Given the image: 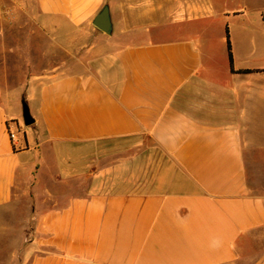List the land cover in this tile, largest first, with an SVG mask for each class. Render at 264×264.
I'll list each match as a JSON object with an SVG mask.
<instances>
[{"label":"crops","instance_id":"1","mask_svg":"<svg viewBox=\"0 0 264 264\" xmlns=\"http://www.w3.org/2000/svg\"><path fill=\"white\" fill-rule=\"evenodd\" d=\"M205 1L33 0L70 61L13 105L0 80V264H264L246 159L264 43L231 36L233 62L218 56ZM107 4L111 34L94 25Z\"/></svg>","mask_w":264,"mask_h":264},{"label":"rangeland","instance_id":"2","mask_svg":"<svg viewBox=\"0 0 264 264\" xmlns=\"http://www.w3.org/2000/svg\"><path fill=\"white\" fill-rule=\"evenodd\" d=\"M205 12L208 18L202 26L206 28L207 38L213 43L218 56L227 53L231 36L236 42L246 43V33L249 32L256 43H264V0H206ZM68 61V53L59 49L38 26L33 0H26L24 4L4 2L0 8V80L6 103L13 105L14 98L20 101L17 95L32 80L49 78ZM13 127L19 131L16 122ZM256 135L257 141H264V133ZM249 144L250 149L246 147V159L250 160L247 165L251 168V174H257L256 178L250 179V183L254 191L262 192L264 142ZM18 202L20 210L16 218L22 223L28 218V211L23 208L27 209L30 201L27 196H22ZM6 244L3 243L5 247Z\"/></svg>","mask_w":264,"mask_h":264},{"label":"water","instance_id":"3","mask_svg":"<svg viewBox=\"0 0 264 264\" xmlns=\"http://www.w3.org/2000/svg\"><path fill=\"white\" fill-rule=\"evenodd\" d=\"M94 25L108 34L112 33L113 22L111 17L110 6L108 4L105 5L104 8L101 10V12L97 15V17L94 20ZM21 102H22L24 123L27 126L32 125L35 120L31 114L30 107L25 96H23Z\"/></svg>","mask_w":264,"mask_h":264},{"label":"trees","instance_id":"4","mask_svg":"<svg viewBox=\"0 0 264 264\" xmlns=\"http://www.w3.org/2000/svg\"><path fill=\"white\" fill-rule=\"evenodd\" d=\"M228 33V30H227ZM232 47H231V43H230V39H228V51H229V58L230 61L233 62V55H232V51H231ZM243 72V71H242ZM247 72V71H246Z\"/></svg>","mask_w":264,"mask_h":264},{"label":"built area","instance_id":"5","mask_svg":"<svg viewBox=\"0 0 264 264\" xmlns=\"http://www.w3.org/2000/svg\"><path fill=\"white\" fill-rule=\"evenodd\" d=\"M10 137L12 138V140H15L17 135L15 132H10Z\"/></svg>","mask_w":264,"mask_h":264}]
</instances>
